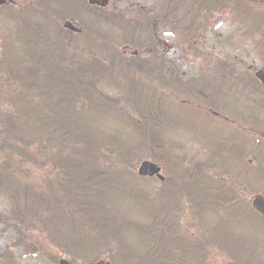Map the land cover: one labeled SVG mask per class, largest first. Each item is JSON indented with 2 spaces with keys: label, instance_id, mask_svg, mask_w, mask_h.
Listing matches in <instances>:
<instances>
[{
  "label": "rangeland",
  "instance_id": "rangeland-1",
  "mask_svg": "<svg viewBox=\"0 0 264 264\" xmlns=\"http://www.w3.org/2000/svg\"><path fill=\"white\" fill-rule=\"evenodd\" d=\"M78 1L80 11L54 16L50 20L52 28L64 30L65 20H71L85 35L93 33L92 38L98 43L105 41L96 31L107 27L112 48L124 56L120 58L140 59L138 65L128 69L116 57L113 64L117 74L130 70V74L155 88V94L149 88L144 90L141 111L130 106L128 113L139 126H118L109 118H100L93 109L87 111L80 101L70 106V98L76 97L77 83L68 79L72 73L56 74L53 81L57 94L41 107V114H48L50 120L43 126L45 130L57 128L51 120L56 109L72 117V126L88 125L93 129L96 123L106 135L102 150L107 154L114 152L111 160L98 155L101 165L103 161L118 163L125 152L136 153L134 167H127L130 173L125 172L117 180L133 190L94 187L90 193H82L86 199L83 204L79 197L72 201L64 197L63 212L71 228L55 220L58 229L53 230L51 225L43 224V215L31 227L18 221L17 208L10 197L13 184L7 185V179L0 183V215L9 219L4 222L0 218V264H58L64 258L74 264L100 259L111 264H135L148 256L150 264H264V218L251 208L255 194L264 196V82L257 77L260 70L264 71V0H110L104 10L125 14H120L125 23L101 21L100 12L88 0ZM36 3L42 5L40 0H10L0 6V72L7 71L5 56L14 55L22 65L54 61L60 56L45 29L47 22L45 28L41 23L49 18L37 20L41 36L31 33L41 7H37V12L31 9ZM49 3L58 11L64 5L61 0ZM140 12L151 20L161 17L155 24L141 19ZM135 17L142 25L132 30L130 21ZM74 38L87 48L86 37ZM98 48L91 50L99 54ZM108 52L105 50L106 55ZM87 63L92 64L89 60ZM174 66L183 83L173 82ZM109 88L122 98L127 96L126 86ZM4 100L8 97L1 99ZM50 105H56V109ZM10 108L12 111L13 107ZM4 110H9L8 103ZM36 123L32 122L30 130L35 134ZM58 124L61 132H66L70 125ZM75 129L69 130L74 133ZM70 132L62 137L64 145L74 142ZM146 159L162 167L165 181L139 177L137 169ZM196 162H201V171L213 178L208 187L210 193L225 191L224 200L217 202L216 209H200L202 192L191 195L184 190L182 194L178 190L181 186L172 183L177 179L183 181L181 178H187L190 171L200 174ZM206 163L211 169L204 166ZM51 164L36 167L28 162L27 175L42 180ZM195 184L196 188L201 187V180ZM232 196L235 200L231 204L226 199L231 200ZM242 208H246L250 218L242 219ZM52 212L55 215L54 206ZM91 216L110 222L97 223ZM127 220L142 228L123 224ZM219 224L224 227V239L232 244L248 239L255 254L238 261L217 242H208ZM93 227L98 229L97 233L88 235L87 229ZM32 243L42 248L31 249ZM157 247L159 251H155Z\"/></svg>",
  "mask_w": 264,
  "mask_h": 264
},
{
  "label": "trees",
  "instance_id": "trees-1",
  "mask_svg": "<svg viewBox=\"0 0 264 264\" xmlns=\"http://www.w3.org/2000/svg\"><path fill=\"white\" fill-rule=\"evenodd\" d=\"M49 1L40 0L42 5L36 3L31 6V9L33 8L35 11L38 6H41L39 12L35 11L39 13L36 15L35 21L39 18H49L48 21L41 23L44 24L43 27L45 28V22H47L48 26L45 29L55 41L57 49L60 50V56H56L54 61H32L23 65L18 62L14 55L5 56L3 60L7 71L4 72L2 70L0 72V183H5L9 179L7 185L13 184V193H11L10 197L14 201L15 208H17L18 221L21 220L25 224H30L31 227L33 225L32 222L35 220L40 221L39 216L43 215V221H46L43 224L46 227L51 225L54 230L58 229L54 224L55 220H60L61 224L65 222L71 228V224L67 223L68 218L63 212L65 208L62 205V202L65 201L64 197L70 201L75 197H79L81 204H83L86 199L84 196L82 197V193H90L95 189L94 187L99 189L100 187L108 186L112 187L111 190L118 188L124 192H131L133 188H130V185L127 183L122 184L117 180L118 177L125 176V172L130 173L127 167L133 168L137 157L136 153L129 154L125 152L118 163L107 164L103 161L101 165V162L98 161V155H101L106 160H111L114 154V152L107 154L102 150L106 135L101 132L96 123L92 125L93 129L89 128L90 126L88 125L72 126L71 121H74L72 117L68 114L60 113L59 109L55 108L56 105L50 106L57 111V114L51 116L52 124L57 128L45 130L43 125L44 123H49V116L48 114L43 116L40 111H42L41 107L44 104L46 106L48 102L52 101V95L57 94V88H55L56 85L53 81L54 76L56 74L67 75L72 73V78L68 79L73 81V83H77V85L75 88L76 97L70 98L72 101V103H69L70 106L80 101L85 105L83 107L87 111L93 109L100 118H109V121H113L118 126L120 124H127L132 127L139 126L130 117L128 111L130 106H134L137 111H141L140 109L143 106L141 104V99L143 98L141 91L145 84L133 77L130 74V70H123L121 74L118 72V76L113 64L116 61V57L128 69L130 67L134 68L136 64L138 65V60L140 59L139 57L120 58L124 57L123 54L117 53V49L112 48V44L107 38V32L104 29H99L96 32L100 34V37L105 42L95 43L92 38L93 33L90 35H75L63 29L57 28L58 30H56L52 28L50 20L54 16L62 17L70 14L71 11L79 10L80 4L78 0H75L74 4L70 3V0H61L64 1V5L61 6L60 11L53 5L54 9ZM16 14H19V12ZM100 16L105 18L103 13ZM108 16H113V14H107ZM135 24L136 22L133 23V25ZM39 26L40 24L37 21L36 26L31 27V33L41 36L37 32ZM76 36L79 38L86 37L87 48H83L75 42L74 37ZM98 46L100 53H93L91 49H95ZM105 50L109 51V54L106 55ZM24 59H29V56ZM88 60L92 64H88ZM109 61L111 63L108 64ZM221 65L225 66L224 64ZM172 72L173 82L183 83V78L177 72L175 66ZM110 85L116 87L126 85L127 96L122 98L116 92L113 93V90L109 88ZM3 97H8V100L1 101ZM7 103L9 110H4L7 107ZM11 106L13 107L12 111ZM37 117L39 118L38 120ZM33 121L37 122L35 124V128L38 130L37 134L30 131ZM58 123L70 125L67 126L66 132H61L62 130ZM95 125L96 127H94ZM71 127L76 128L74 133L70 132L69 129ZM146 127H148L147 124ZM69 132L74 142L70 145H64L62 137L66 136L67 133L69 134ZM110 138L113 139V137ZM28 162L36 167L52 163L47 177L43 178V181H36L30 178L27 175L30 171V167L27 165ZM53 164L57 167L55 168ZM121 164L125 168L121 167L119 169ZM200 164L202 163L196 162L195 164L199 170L202 168ZM195 176L196 171H190L187 179L181 178L185 182L177 179L173 180L172 183L177 187L181 186L179 191L181 190L182 194L184 189H186L192 195L195 192V189H193ZM200 178L208 179L202 173H200ZM140 192L145 193L144 191ZM139 195L144 196V194ZM216 204L217 202L213 200L208 201L205 199L200 206L213 207ZM52 206H54L55 215L52 212ZM94 217L91 216L90 218L98 220L97 223L110 222V220H105V218ZM0 218L4 222L9 220L3 215H0ZM78 224L84 226L85 223L82 224L79 221ZM123 224L132 225L136 229L142 228V225H135L129 220L123 221ZM87 231L88 235H95L98 229L93 227V229L90 228ZM214 231L219 234L218 228H215ZM223 247L229 252L233 250V253H239L241 256H247L254 252V248L251 245H244L243 243H237L235 249H232L227 243ZM30 248L38 249L42 248V246L32 243ZM159 250V247L155 248V251ZM150 258L148 256L144 261L140 258L141 261L135 264H150L148 263ZM52 259H54V255Z\"/></svg>",
  "mask_w": 264,
  "mask_h": 264
},
{
  "label": "water",
  "instance_id": "water-1",
  "mask_svg": "<svg viewBox=\"0 0 264 264\" xmlns=\"http://www.w3.org/2000/svg\"><path fill=\"white\" fill-rule=\"evenodd\" d=\"M8 2V0H0V5H5ZM91 5H99L101 7H106L107 4L109 3V0H89ZM64 28H67L69 30H71L74 33H80L81 29L79 27H77L76 25L74 26V24L71 21H65V25ZM258 78L262 79V81L264 82V72H260L258 74ZM139 170V175L142 177H158L160 180L165 181L164 176L161 174V168L160 166L156 165L155 163L146 160L144 161L140 167L138 168ZM253 208L257 209L259 212H261L264 215V197H262L261 195H256L255 199L253 200ZM59 264H72L71 262H69L68 260L64 259L61 260ZM86 264H110L109 261L105 262L103 260H99L96 263H86Z\"/></svg>",
  "mask_w": 264,
  "mask_h": 264
}]
</instances>
